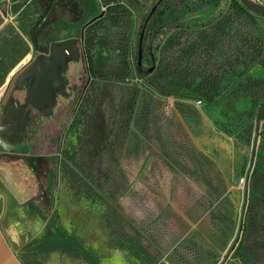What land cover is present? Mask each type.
<instances>
[{
	"label": "rangeland",
	"instance_id": "374dc122",
	"mask_svg": "<svg viewBox=\"0 0 264 264\" xmlns=\"http://www.w3.org/2000/svg\"><path fill=\"white\" fill-rule=\"evenodd\" d=\"M79 1L52 0L39 27L45 44L55 35L79 39L86 77L57 133L44 129L42 151L56 159L51 196L40 232L13 241L22 262L220 264L248 183L243 232L226 264H264V242L245 230L249 211L263 207L256 188L264 184V122L249 180L247 172L264 98L199 103L169 94L150 54L175 30L165 27L146 49L141 29L162 0H120L116 14L101 0ZM230 1L186 0L185 21L206 25ZM177 4L165 0L168 12ZM248 77L264 80V68L255 64Z\"/></svg>",
	"mask_w": 264,
	"mask_h": 264
},
{
	"label": "crops",
	"instance_id": "0c3cea01",
	"mask_svg": "<svg viewBox=\"0 0 264 264\" xmlns=\"http://www.w3.org/2000/svg\"><path fill=\"white\" fill-rule=\"evenodd\" d=\"M7 1L0 4V264H24L13 241L42 229L56 165L55 152L42 151L44 129L57 133L72 112L86 64L78 38L55 35L45 44L39 28L42 51L36 54L32 19L14 11L22 0ZM48 52L51 57L41 56Z\"/></svg>",
	"mask_w": 264,
	"mask_h": 264
},
{
	"label": "trees",
	"instance_id": "16d2710c",
	"mask_svg": "<svg viewBox=\"0 0 264 264\" xmlns=\"http://www.w3.org/2000/svg\"><path fill=\"white\" fill-rule=\"evenodd\" d=\"M185 1L177 0V6L168 12L169 7L162 0L142 17L141 29L147 26L146 49L165 27L172 26L175 30L161 50L150 54V58L159 62L153 72L157 69V74L166 80L169 94L204 103H213L219 97L230 98V102L263 99L264 80L250 79L248 71L255 64L264 68V39L259 24L264 17L245 8L239 0H231L228 8L210 23L193 24L185 21ZM101 4L106 12L116 14L122 1L101 0ZM48 7H42L40 0H22L14 11L31 18L34 26ZM41 51L39 48L35 53ZM43 167L47 168L45 160ZM256 191L263 207L259 215L249 211L245 230L248 234L256 230L259 240L264 242V184Z\"/></svg>",
	"mask_w": 264,
	"mask_h": 264
},
{
	"label": "water",
	"instance_id": "95a60500",
	"mask_svg": "<svg viewBox=\"0 0 264 264\" xmlns=\"http://www.w3.org/2000/svg\"><path fill=\"white\" fill-rule=\"evenodd\" d=\"M239 1L245 8H247L248 10L253 12L254 14L264 17V3H259V2H256L254 0H239ZM51 3H52V0H47V4H51ZM48 8H50V5ZM44 17H45L44 14L41 15L38 18V20L36 21V24L32 27V29L29 32V36H30V39H31V42H32V45H33L35 51H39V48H40V42H39V39L37 36V30L40 26L42 19H44ZM263 122H264V103L260 106L259 111L257 113V117H256L255 136L253 139L251 162H250V166H249V169L247 172V180H249L250 175H251V171L253 169L254 160H255L256 151H257V146H258V141H259V136H260V132H261L260 131L261 125ZM243 196H244V199H243L240 223H239L236 238L233 241L231 247L229 248L228 252L226 253L225 257L223 258V260L221 261L220 264H226L228 262L231 254L233 253V251L235 250L236 246L238 245V243L241 239V235L243 232L245 213H246V208H247V203H248V196H249L248 183L244 187V195Z\"/></svg>",
	"mask_w": 264,
	"mask_h": 264
},
{
	"label": "built area",
	"instance_id": "2783aa9c",
	"mask_svg": "<svg viewBox=\"0 0 264 264\" xmlns=\"http://www.w3.org/2000/svg\"><path fill=\"white\" fill-rule=\"evenodd\" d=\"M256 2H259V3H264V0H254ZM199 103H201V101H199Z\"/></svg>",
	"mask_w": 264,
	"mask_h": 264
},
{
	"label": "flooded vegetation",
	"instance_id": "af4514ba",
	"mask_svg": "<svg viewBox=\"0 0 264 264\" xmlns=\"http://www.w3.org/2000/svg\"><path fill=\"white\" fill-rule=\"evenodd\" d=\"M48 5V4H47Z\"/></svg>",
	"mask_w": 264,
	"mask_h": 264
}]
</instances>
